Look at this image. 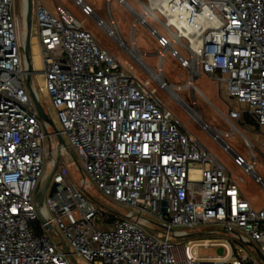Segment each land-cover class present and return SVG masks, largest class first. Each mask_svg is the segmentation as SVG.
Returning a JSON list of instances; mask_svg holds the SVG:
<instances>
[{
    "label": "built area",
    "instance_id": "built-area-1",
    "mask_svg": "<svg viewBox=\"0 0 264 264\" xmlns=\"http://www.w3.org/2000/svg\"><path fill=\"white\" fill-rule=\"evenodd\" d=\"M70 1L140 67L145 79L124 70L66 8L57 5L50 13L38 0L36 73L42 77L40 91L56 110L66 143L60 148L30 95L38 100L33 83L26 82L13 0H0V264H73L70 254L76 264L77 259L91 264H264L245 248L252 245L264 259V207L251 206L239 189L243 178L185 133L157 97L163 91L182 110L196 109L193 80L204 74L218 87L225 84L226 95L239 105L223 115L226 122L245 113L264 130V0H131L138 11L116 0L134 18L130 42L110 14L104 20L84 0ZM137 24L159 47V63L169 53L188 71L185 85L173 86L161 66L154 71L144 62L147 54L133 37ZM172 87L176 94L190 88V104L174 98ZM193 113L199 121L191 114L192 120L264 195L252 149L248 163ZM71 149L81 173L104 196L127 207L124 215L103 213L75 188L61 161H74ZM50 173L48 184L55 190L39 207L41 221L36 189ZM89 187L83 178L82 191ZM36 219L39 234L31 226ZM197 226L205 229L196 235L174 229ZM52 232L64 250L48 238ZM199 248H220L222 254L200 256Z\"/></svg>",
    "mask_w": 264,
    "mask_h": 264
},
{
    "label": "rangeland",
    "instance_id": "rangeland-1",
    "mask_svg": "<svg viewBox=\"0 0 264 264\" xmlns=\"http://www.w3.org/2000/svg\"><path fill=\"white\" fill-rule=\"evenodd\" d=\"M38 0H30L31 4V22H30V33H29V45H30V57L32 70L35 72L31 75L33 86L38 95V102L42 109L49 115L52 122L55 124L57 129L61 131L60 124L56 116V110L53 108L50 99L40 91V80L38 76L39 67L35 65L34 57L37 52H34V47L37 48L38 42V30L35 21V8ZM41 4L49 10L51 13H55V7L57 5L66 8L79 22L82 26L88 30L95 41L100 47L106 49L112 53L120 64L122 68L135 77L139 79H145L140 67L132 60L128 59L122 51H120L114 44L113 40L107 37L104 32L98 28L94 22L90 19L84 18L79 10L71 3L70 0H39ZM89 5L92 6L96 14L108 20L109 14L113 18L117 29L126 42L131 41L132 36V24L134 23V18L130 16L123 6L119 5L116 0H111L107 3L106 0H84ZM129 4L133 6L135 10H139V6L131 0H126ZM22 3L23 0H13L12 12L15 15L17 23V39L20 44L24 43L25 39V15L22 14ZM149 25L159 30L158 24H156L151 18L147 19ZM134 41L136 47L140 52H144L147 56L143 57L144 62L152 68L154 71L158 70L161 66L162 74L165 79L171 83L173 86L185 85L189 80V73L186 69L182 68L178 62L172 58L169 53H166L161 63H159L158 56L155 54L159 48L153 39L147 32V30L140 24H137L133 31ZM176 48L179 52L185 56V53ZM186 57V56H185ZM193 85L198 92L194 93V97L197 102V108H192L189 111L182 110L165 92L158 91L157 97L159 100L173 112L174 115L179 119L182 124V129L188 135L198 139L207 150L226 168L228 172H231L233 176L242 177L243 182L239 184V189L242 192L245 199L251 204L255 209H260L264 207V195L256 184H254L251 179L244 175L240 169L236 168L232 163L230 157L221 149V147L215 143L210 136L204 132L199 125H197L190 117L193 112H198L202 116L205 123L210 125L214 131V135L221 136L224 141L241 157L245 158L248 163L252 161L249 153V149H252L253 156L255 159L254 171L264 180V130L260 129L250 117L245 113H242L241 117L237 121H232L230 123L226 122L223 118L227 114L228 109L237 111L239 110V105L234 98H229L225 92V84H221L218 87L217 83L212 81L208 76L201 74L193 80ZM173 88V87H172ZM171 88V89H172ZM171 93L175 91L171 90ZM176 95V93H175ZM177 95L183 98L188 104L191 101L190 88L185 87L181 91H177ZM233 132L229 137H224L223 134H228ZM73 154V160H67L61 157V161L65 166L67 174L75 186V188L83 193L89 199H92L98 204L100 210L105 213L106 211H111L124 215L128 210L127 207L117 204L108 197L104 196L90 181L87 174L81 173L79 167L81 164L76 156L75 152L71 149ZM85 179L90 183V187L84 193L81 189V181ZM51 183L44 194V201L47 199L50 193ZM145 217L151 219V217L145 215ZM39 220H34L31 222V226L35 227L39 225ZM175 230H188L190 234L196 235L205 229L204 226H197L195 230L186 229L185 227H174ZM35 233L36 230H35ZM59 233V232H58ZM48 238L55 244L59 245V248L64 250V246L61 243L60 236L55 232L47 234ZM221 237L231 239L236 241L232 236L228 234H222ZM246 250L254 257L258 258L255 250L252 247L246 246ZM215 249L209 248L204 250L202 248L198 249V254L200 256L214 255ZM77 259V258H76ZM78 260V264H91L89 262L84 263Z\"/></svg>",
    "mask_w": 264,
    "mask_h": 264
},
{
    "label": "water",
    "instance_id": "water-1",
    "mask_svg": "<svg viewBox=\"0 0 264 264\" xmlns=\"http://www.w3.org/2000/svg\"><path fill=\"white\" fill-rule=\"evenodd\" d=\"M26 2H27V10H26V15H25L26 32H25V39H24L23 48H22V51H23V67H24V72L26 75V82L29 84L30 87H32L31 75L35 72L32 70V66H31L30 45H29V33H30V22H31V4H30V0H26ZM30 95H31L32 101L34 103V106H35V109L38 113L39 118L41 120H43L49 126L51 132L55 134L59 147L60 148L65 147L66 143H65L64 139L62 138L60 132L58 131L57 127L55 126V124L52 122L51 119L48 118L45 111L42 109L41 105L39 104L37 98L35 97V95L31 91H30ZM50 176H51V173L47 175V177H46L43 185L41 186V188L38 187L36 189V191H37V194L35 196V201L37 203L36 212H37L38 217L41 221H43V218L41 216L39 207H41V205H42L43 197L45 194L47 184L50 180ZM54 190H55V185L52 186L50 192L52 193V192H54ZM231 233L236 235L235 232H231ZM251 247H252V245H251ZM254 250L256 252L257 257L264 263V259L261 257L260 253L255 248H254ZM66 251L68 252L67 249H66ZM216 254L221 255L222 250L220 248L216 249ZM69 258L73 264H76V261L71 254L69 255Z\"/></svg>",
    "mask_w": 264,
    "mask_h": 264
},
{
    "label": "bare ground",
    "instance_id": "bare-ground-1",
    "mask_svg": "<svg viewBox=\"0 0 264 264\" xmlns=\"http://www.w3.org/2000/svg\"><path fill=\"white\" fill-rule=\"evenodd\" d=\"M26 10H27V2H26V0H23V3H22V14L23 15H26ZM37 50H38V48L34 47V52H36ZM34 61H35V65L40 68V63H39V59H38L37 54L34 57ZM39 80H40V82H42V77L41 76H39ZM171 90H175V89L172 88ZM171 94L173 95L174 98H177V96H178L177 94L175 95V93H171ZM193 116L195 117V119H197V121H199V119H198L196 114H193Z\"/></svg>",
    "mask_w": 264,
    "mask_h": 264
},
{
    "label": "trees",
    "instance_id": "trees-1",
    "mask_svg": "<svg viewBox=\"0 0 264 264\" xmlns=\"http://www.w3.org/2000/svg\"><path fill=\"white\" fill-rule=\"evenodd\" d=\"M34 229L36 230V234H39L40 232H39V230H38V225H36L35 227H34Z\"/></svg>",
    "mask_w": 264,
    "mask_h": 264
},
{
    "label": "crops",
    "instance_id": "crops-1",
    "mask_svg": "<svg viewBox=\"0 0 264 264\" xmlns=\"http://www.w3.org/2000/svg\"><path fill=\"white\" fill-rule=\"evenodd\" d=\"M49 11V10H48ZM50 12V11H49ZM51 13V12H50ZM38 51V50H37ZM36 51V52H37ZM37 56H38V59H39V55H38V52H37ZM39 63H40V60H39ZM242 193V192H241ZM243 195V194H242ZM244 197V196H243ZM245 198V197H244Z\"/></svg>",
    "mask_w": 264,
    "mask_h": 264
}]
</instances>
